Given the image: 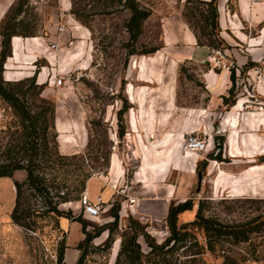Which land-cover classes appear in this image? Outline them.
<instances>
[{"label": "crops", "instance_id": "1", "mask_svg": "<svg viewBox=\"0 0 264 264\" xmlns=\"http://www.w3.org/2000/svg\"><path fill=\"white\" fill-rule=\"evenodd\" d=\"M164 1L170 11L160 15L159 48L153 55L138 56L131 64V75L125 78L130 105L126 143L135 168L126 180L119 158L113 154L106 178L89 177L85 194L91 201L101 197V213L73 212L81 214L88 231L107 227L117 199L120 218L139 220L160 240L168 233L170 203L190 199L204 186L216 193L264 192V177L259 178L264 175V0H217L218 33L225 42L217 48L198 43L181 13L185 0ZM11 2L0 0V19ZM55 31L50 36H12V56L5 63L4 78L12 80L15 73L31 76L38 58L51 61L56 74L67 77L76 57L84 52V41L74 39L86 33L77 25ZM52 42L59 44V50L50 47ZM188 64L197 67L201 85L192 104L182 103L177 86L179 68ZM15 65L19 70H13ZM41 69L38 78L42 79L47 67ZM113 118L115 122L116 114ZM193 128L209 135L205 151L184 149L186 133ZM55 129L62 152L83 147L82 122L70 120L58 104ZM216 136L222 139L217 159L211 156ZM60 222L67 232L64 258L74 264L80 253L78 244L85 237L83 226L67 218ZM98 235L93 244L103 242L107 228Z\"/></svg>", "mask_w": 264, "mask_h": 264}, {"label": "rangeland", "instance_id": "2", "mask_svg": "<svg viewBox=\"0 0 264 264\" xmlns=\"http://www.w3.org/2000/svg\"><path fill=\"white\" fill-rule=\"evenodd\" d=\"M1 1L4 3L6 0ZM14 1L12 0L7 7L0 21ZM137 1L141 6L150 9L151 13L144 20L142 32L134 43L128 40L129 34L125 28L130 11L118 0H26L20 14L25 24L30 27L32 34L28 36L57 34L55 30L59 24L66 27L77 25L86 33L85 36H78L74 39L84 41V52L76 57L77 62L66 77V83L60 87L55 86L53 75L58 72L55 64L45 58H38L32 75H34L35 83L41 88L36 90L39 93L26 97L28 104L35 111H39L42 106L46 105L41 100L42 98L50 101L54 106L52 128L48 133L50 152L48 153L52 161L45 157L47 160H44L43 170L53 191L56 189L61 193L69 192L71 200L59 202L57 206L62 211L83 212L80 202L83 185L86 184L88 177L108 175L113 154L119 158L126 180H129L133 174L135 160L131 155L130 146L126 143L128 136L126 133L118 136V130L121 127L126 130V114L129 108L121 113L120 125L117 122V111L125 102H128L125 78L132 73L131 64L138 56L153 55L159 48L161 43L160 15L170 11L164 0ZM195 7L194 3L183 2L181 13L182 15L188 13V22H191L200 34L197 16L192 13ZM183 18L186 17L183 15ZM16 35L28 37L21 34ZM11 38L12 36L10 37L9 55L2 63L1 74L4 80H6L3 76L5 63L12 53ZM2 48V36L0 35V51ZM152 48L156 50L152 53H143ZM131 49L133 53L130 54ZM41 66L47 67L42 79L38 78V72L42 70ZM13 70L19 69L15 65ZM178 73L177 86L179 94L183 97L181 101L192 104L201 91V85L196 76L197 67L192 64L181 66ZM11 77L12 80L6 81L25 78L20 73H15ZM57 104L61 107L62 114L70 120L82 122L85 129V142L82 148L67 153L60 150L55 129ZM114 114H116L115 122L114 118L112 119ZM16 120L17 117L11 108L0 99V158L3 157L4 149L8 145L9 132L13 129L12 125ZM60 155H66L67 158H60ZM25 175V170L19 169L15 170L10 177H0V264H70L66 258L62 262L57 256L59 246L66 243L67 232L60 222L61 218L66 217L59 218L60 227L54 217L46 215L36 217L35 222L29 227H24L12 220L11 212L16 198L14 182L24 180ZM262 177L264 175L259 178ZM191 199L192 209L182 212L180 218L182 221L193 219L200 207L205 217L214 218L236 228L250 230L246 240L238 241L231 236H220L216 238L213 250H209L205 246L207 238L204 230L192 225L187 226L188 238L192 241L196 239L199 245H203L202 253L196 255V260L191 262L192 264L264 263L263 191L257 189L246 191L245 194L228 191L216 193L204 186L203 190L198 191ZM25 200L36 206L41 205L38 196H27ZM118 201L119 199L115 203ZM128 218L129 216L120 218L118 213L116 227L111 231L110 247L97 249L98 246L101 247L106 243L107 235L101 244H93L92 240L82 264H114L122 235L130 233L127 227ZM112 225L111 222L106 224L108 228ZM149 235L154 237L150 233ZM168 235L169 229L160 240L155 237L154 239L157 243H161ZM98 237L99 235L95 238ZM138 240L141 249L146 252L149 247L143 237L139 236ZM79 254L77 253L73 263L76 262Z\"/></svg>", "mask_w": 264, "mask_h": 264}, {"label": "trees", "instance_id": "3", "mask_svg": "<svg viewBox=\"0 0 264 264\" xmlns=\"http://www.w3.org/2000/svg\"><path fill=\"white\" fill-rule=\"evenodd\" d=\"M118 2L130 11V15L125 22L126 31L129 34V41L134 43L142 32V24L150 15V9L141 6L137 0H118ZM186 4L194 3L196 7L192 13L196 15L199 22L200 34L195 30V26L189 21L188 13H184L186 21L194 31L199 44L208 47L217 48L225 45L224 40L218 33V12L217 0H185ZM26 0H15L5 16L0 21V35L2 36L3 48L0 51V99L11 108L17 117L13 122V129L9 132L8 145L4 149L3 157L0 158V177H10L15 170L24 169L25 178L22 181H15V204L11 212V218L15 223L24 227H29L35 222L36 217L46 215L54 217L59 226V218L66 217L70 220H76L82 223L85 237L78 244L80 254L74 264H82V260L87 253V248L92 244V240L101 230L107 228L108 236L103 246L97 249L110 247L112 242V229L116 227L118 221L119 202L112 207L111 214L113 220L112 227L101 226L94 231L86 230V225L81 214H73L71 210L62 211L58 209L59 202L71 200L69 192L61 193L59 190L53 191L47 177L44 173V160L49 159L48 133L52 128L54 106L50 101L41 99L46 103L39 111H35L28 104L27 95H34L37 88H41L35 83L34 75L25 77L17 81H6L2 78V63L10 50V37L31 35L30 27L25 24L24 19L20 17ZM200 6V7H199ZM200 8V9H198ZM196 12V13H195ZM34 37V36H33ZM12 47V45H11ZM156 48L146 50L143 53H152ZM129 53H133L132 49ZM12 56V53L11 55ZM8 56V58L10 57ZM234 77V69H231V78ZM226 99V98H225ZM130 107L125 102L117 111V122L120 125L121 113ZM124 127L118 130V136L124 135ZM216 148L213 158H220L219 152L222 139L216 136ZM49 152V153H48ZM47 157V159L45 158ZM60 158H67L66 155H60ZM201 162H199V165ZM89 178V177H88ZM87 178V180H88ZM83 185V192L85 190ZM82 192V193H83ZM38 196L41 205L36 206L25 200L27 196ZM192 199H186L182 202H171L167 213V225L169 235L161 243H157L154 237H151L146 231V225L140 223L137 219L129 216L127 227L129 234H123L119 249L116 253L114 264H192L196 260V255L202 253L203 245L198 241L188 238L189 232L187 226L192 225L200 227L206 235V248L213 250L216 238L220 236H231L235 240H246L249 229L236 228L235 226L223 224L222 222L205 217L198 207L194 218L188 221H182L180 214L192 209ZM31 219V220H30ZM27 220V221H25ZM61 229V228H60ZM62 230V229H61ZM142 236L149 249L145 252L141 249L138 237ZM66 245L62 243L57 251L58 260L64 262V250ZM193 247H196L193 249Z\"/></svg>", "mask_w": 264, "mask_h": 264}, {"label": "built area", "instance_id": "4", "mask_svg": "<svg viewBox=\"0 0 264 264\" xmlns=\"http://www.w3.org/2000/svg\"><path fill=\"white\" fill-rule=\"evenodd\" d=\"M64 25H59L57 30L59 32L63 31ZM50 47L53 50H59V44L57 42H52L50 44ZM51 62V61H50ZM53 83L55 86H61L63 85L66 77L65 74H55L53 75ZM261 137V136H259ZM208 140H209V135L206 134L203 131H199L196 128H193L189 130L186 133L185 136V142H184V149L186 151H194V152H202L207 149L208 146ZM133 198H129L130 202H133ZM82 206H83V211L86 213H89L91 215H99L101 213L102 209V199L100 196H97L94 201H91L87 198L85 194V190L82 193L81 200H80ZM252 264H264V263H252Z\"/></svg>", "mask_w": 264, "mask_h": 264}]
</instances>
